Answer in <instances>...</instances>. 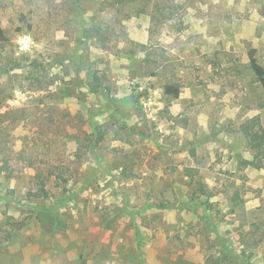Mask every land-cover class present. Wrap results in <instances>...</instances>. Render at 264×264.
<instances>
[{
    "label": "rangeland",
    "instance_id": "1",
    "mask_svg": "<svg viewBox=\"0 0 264 264\" xmlns=\"http://www.w3.org/2000/svg\"><path fill=\"white\" fill-rule=\"evenodd\" d=\"M106 1L0 0V264H264V0Z\"/></svg>",
    "mask_w": 264,
    "mask_h": 264
},
{
    "label": "trees",
    "instance_id": "2",
    "mask_svg": "<svg viewBox=\"0 0 264 264\" xmlns=\"http://www.w3.org/2000/svg\"><path fill=\"white\" fill-rule=\"evenodd\" d=\"M105 4L112 5L113 2L112 0H107ZM98 37L99 38L103 37V33L99 32ZM4 39H6V36H5L3 28L0 26V40H4ZM248 57H249V66L253 70L256 80L261 84L262 88L264 89V65L257 58L255 48H251L248 51ZM14 67H18V66H14ZM164 93L166 95L172 96L173 98H176L180 94V88L178 85H175V84H166L164 87ZM249 132H250L249 135L251 136L252 140L257 143V146H261V144H263L264 142V129L262 133H260L259 131H254V130L249 131ZM94 134H95L94 136H96V138L94 139L96 144L100 143L101 141L105 139V134H104V131L102 130H99L97 133H94ZM49 175L50 174L43 176L42 171L39 172V175L37 177V188L34 192H30L31 195L47 196L49 194V190L46 186L47 181L49 180ZM190 175L192 178L194 177L193 173ZM60 176H62V174H60ZM205 186H206L205 183L199 182L197 186V191H199V193L198 194L196 193L195 196H193L194 197L193 199L197 197L199 201L201 202L203 201V203L207 202L208 204V199H209L208 197L211 195V193L205 189ZM12 235H13V232H12Z\"/></svg>",
    "mask_w": 264,
    "mask_h": 264
}]
</instances>
